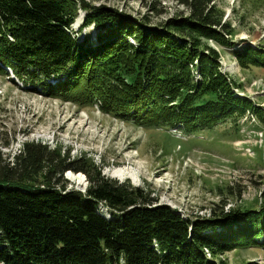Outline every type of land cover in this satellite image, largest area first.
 <instances>
[{
    "label": "trees",
    "instance_id": "trees-1",
    "mask_svg": "<svg viewBox=\"0 0 264 264\" xmlns=\"http://www.w3.org/2000/svg\"><path fill=\"white\" fill-rule=\"evenodd\" d=\"M175 2L188 18L151 27L83 0H0V75L9 80L7 69L23 91L78 109L99 103L140 128L191 133L228 123L238 134L247 111L264 123V109L237 96L243 82L222 73L218 50L238 44L223 11L213 0ZM153 7L147 12L164 13ZM78 10L94 30L80 43L70 29ZM231 55L243 72L264 69L263 44ZM67 172L85 175V191L67 190ZM223 204L209 218L185 219L88 161L26 142L9 162L0 158V264H256L224 256L264 247V203L227 212Z\"/></svg>",
    "mask_w": 264,
    "mask_h": 264
},
{
    "label": "rangeland",
    "instance_id": "rangeland-1",
    "mask_svg": "<svg viewBox=\"0 0 264 264\" xmlns=\"http://www.w3.org/2000/svg\"><path fill=\"white\" fill-rule=\"evenodd\" d=\"M83 1L95 8L106 6L129 17L147 18L151 27L188 18L175 0ZM213 1L223 11V21L230 22L234 29L233 41L238 42L234 48L218 50L222 73L233 83H240V79L252 106L264 109V69L243 72L231 55L246 43L252 47L264 45V0ZM146 5H154L157 13H164L151 14ZM85 15V11L78 10L70 28L79 43L85 35H94L92 26H81ZM9 80L0 75V158L4 161L9 162L26 142L41 143L67 154L71 161H88L104 178L149 193L185 219L209 218L211 206L220 203H224L225 212L237 207L258 209L264 203V148H251L254 157L248 155L254 139L243 130V138L236 145V130L228 123L191 133H185L181 126L171 132L167 127L140 128L111 119L100 112L99 103L78 109L44 96L43 91H23L18 81ZM126 168L135 174L134 178L113 176ZM65 175L67 190L85 191L88 182L84 174L81 184ZM101 213L108 217L104 210ZM224 257L231 263L241 259L264 264V247L240 253L229 251Z\"/></svg>",
    "mask_w": 264,
    "mask_h": 264
},
{
    "label": "bare ground",
    "instance_id": "bare-ground-1",
    "mask_svg": "<svg viewBox=\"0 0 264 264\" xmlns=\"http://www.w3.org/2000/svg\"><path fill=\"white\" fill-rule=\"evenodd\" d=\"M113 173V172H112ZM135 173V172H134ZM126 176L128 178H134L135 177V174H132L131 171H128L127 168L126 169H119L118 171H115L113 173V176H116V177H122V176ZM67 178L73 182H77L78 184H81V182L83 181V175L81 174H73L72 172H67ZM121 179V178H120ZM123 179V178H122Z\"/></svg>",
    "mask_w": 264,
    "mask_h": 264
},
{
    "label": "built area",
    "instance_id": "built-area-1",
    "mask_svg": "<svg viewBox=\"0 0 264 264\" xmlns=\"http://www.w3.org/2000/svg\"><path fill=\"white\" fill-rule=\"evenodd\" d=\"M261 137V135H259Z\"/></svg>",
    "mask_w": 264,
    "mask_h": 264
}]
</instances>
